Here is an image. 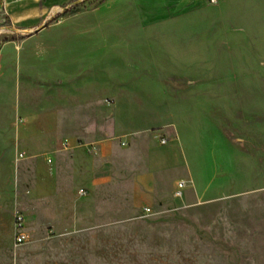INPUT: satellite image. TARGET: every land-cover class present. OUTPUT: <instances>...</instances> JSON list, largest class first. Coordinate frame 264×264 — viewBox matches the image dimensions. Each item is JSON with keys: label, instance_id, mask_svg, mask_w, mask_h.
Here are the masks:
<instances>
[{"label": "rangeland", "instance_id": "1", "mask_svg": "<svg viewBox=\"0 0 264 264\" xmlns=\"http://www.w3.org/2000/svg\"><path fill=\"white\" fill-rule=\"evenodd\" d=\"M63 1L0 34V264H264V0ZM60 68H94L92 123L117 129L106 195H41Z\"/></svg>", "mask_w": 264, "mask_h": 264}, {"label": "crops", "instance_id": "2", "mask_svg": "<svg viewBox=\"0 0 264 264\" xmlns=\"http://www.w3.org/2000/svg\"><path fill=\"white\" fill-rule=\"evenodd\" d=\"M63 5V0H7L6 8L9 18L8 24L3 29L11 33L13 38L31 37L33 33H42L53 24V18L65 8ZM93 71L94 68L86 69L80 73L81 75L77 73L76 76L69 77L63 76L62 68L58 71L56 69L55 79L60 77V80L57 79L58 86L61 89L71 88V100L70 105L65 106L66 100L64 97L61 98V101L65 100V105H61L55 111L56 133L51 143L52 151L44 153L46 155L44 161L49 171L47 170L48 174L40 177L41 195H79V182L87 195H106L112 189L110 173L116 162L115 151L119 148V143L115 140L117 129L114 128L111 131L106 127L96 129L92 123L95 118L93 108L97 102L93 95L96 87ZM81 80L85 83L78 86V81ZM81 89H85V92L79 98L77 93ZM115 98L118 103L119 97L116 95ZM31 120H39L46 125L48 113L35 114ZM28 128L27 126L25 130ZM65 139L70 143L69 148L63 147L62 143ZM129 140L133 141V137ZM88 145H92L95 151L88 152ZM122 146L127 147L128 143L125 142ZM22 150L20 153L23 155L20 156L18 153L17 159H26L33 163L38 154ZM52 179L54 191L51 189ZM132 182L134 183L132 193L141 195L140 180L134 178Z\"/></svg>", "mask_w": 264, "mask_h": 264}, {"label": "built area", "instance_id": "3", "mask_svg": "<svg viewBox=\"0 0 264 264\" xmlns=\"http://www.w3.org/2000/svg\"><path fill=\"white\" fill-rule=\"evenodd\" d=\"M213 1H215V0H213ZM6 6H7V0H0V8L2 9V16L0 17V34L3 31H5L3 28L6 27V25L8 24L9 15H8V11H7ZM166 141H167L166 138L163 137L162 143H166ZM62 144H63V147H65V148H69V146H70V143L67 139H65ZM78 145H80V143H78ZM87 150H88V152L92 153L95 151V148L92 145H88ZM19 155L22 156L23 153H20ZM49 161H51V159H49ZM184 185L185 184L183 182L179 183L180 188H183ZM179 193H181V189L179 190ZM79 195L85 196V195H87V192L84 189H80ZM147 211L149 212L150 209H147ZM14 231H15L14 241L18 245L24 244L31 239V233L29 232V230L26 226L25 216L21 212L15 213Z\"/></svg>", "mask_w": 264, "mask_h": 264}]
</instances>
